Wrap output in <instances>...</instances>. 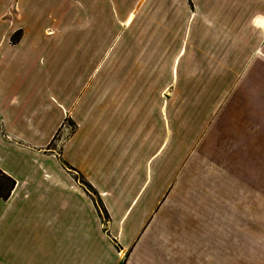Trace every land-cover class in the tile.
Returning <instances> with one entry per match:
<instances>
[{
  "label": "crops",
  "instance_id": "1",
  "mask_svg": "<svg viewBox=\"0 0 264 264\" xmlns=\"http://www.w3.org/2000/svg\"><path fill=\"white\" fill-rule=\"evenodd\" d=\"M234 4L140 0L121 22L112 54L97 62L93 81L67 105L57 102L79 131L55 159L48 149L60 123L45 132L40 126L47 121L46 108L32 113L28 108L38 80L30 63L33 40L23 25L30 10L22 0H0V171L14 181L9 196L0 197V264H247V217L252 215L247 197L233 203L231 177L241 174L242 191L248 187L242 175H256L255 217H262L264 0H239V20L227 14ZM154 8L178 12L160 26L163 33L155 41L177 44L179 53L161 66L166 73L143 84L152 57L145 52L146 34L152 28L134 22L137 14H152ZM205 8L210 16L204 20ZM198 14L201 21L188 28ZM120 79L133 85L119 86ZM126 88L146 95L134 116L149 130L140 152L143 181L133 192L120 187L119 175L126 171L116 162L103 164L98 157L103 168H85L68 154L71 147L79 150L76 139L89 119L85 95L94 93L97 109H105L106 99L100 102L99 95ZM114 129L103 142L117 150L113 142L121 128ZM29 136L41 142L34 144ZM122 142L129 150V142ZM183 145L190 148L166 179L167 163ZM112 151L101 157L112 158ZM233 217H239V233Z\"/></svg>",
  "mask_w": 264,
  "mask_h": 264
},
{
  "label": "rangeland",
  "instance_id": "2",
  "mask_svg": "<svg viewBox=\"0 0 264 264\" xmlns=\"http://www.w3.org/2000/svg\"><path fill=\"white\" fill-rule=\"evenodd\" d=\"M140 0H22V4L30 10L27 22H23L27 30V37L33 40V48L30 49L31 62L34 63V75L38 77L35 87L37 91L33 95L32 104L28 107L32 113L34 111H42L46 108L48 114L45 124L40 126L45 132L50 131L51 126L59 122V127L55 130V134L49 145L50 156L58 159L64 145L69 141L73 133L79 128L75 122H71L68 116L59 112L57 102L67 105L75 98L79 97L82 89L87 81H93L94 68L100 58L107 52L112 54V41L114 36L120 29V24L128 13L137 7ZM209 1V0H204ZM235 1L236 6L227 10V14L231 18L240 19L239 0ZM220 2V1H218ZM214 3L211 2L210 6ZM203 19H207V9L202 11ZM178 12L166 9L152 10V14H137L134 24L139 22L146 23L148 28L146 38L150 39V46L147 44L145 52L151 54L150 63L146 64L147 72L144 84L148 80H156L166 70L161 66L169 65L170 60L179 53V46L175 45H158L155 37H158L163 24H169L170 19L174 18ZM186 20L188 14H181ZM201 14L189 20L188 28L197 26L201 21ZM193 21V22H192ZM192 22V23H191ZM52 30V34L48 31ZM179 34V31H178ZM110 48V50H109ZM21 53H27V49H23ZM118 54V49L115 50ZM92 76V77H91ZM110 81V80H109ZM132 82V80H129ZM120 79L119 86L133 85ZM13 82V81H12ZM12 84V83H11ZM95 85V83H93ZM137 85V84H136ZM138 86V85H137ZM110 92H103L99 97L100 102L105 100V109H97L95 104L94 93L88 92L85 95L84 103H88L89 119L85 123L82 132L79 133V139H76V145L79 150L75 151L70 148L68 154L74 155V163L84 166L85 168L94 167L96 169L103 168V164H112L122 167L126 174L119 175V185L123 189L133 192L134 188H138L143 181V171L145 159L141 157V150L144 151V145L148 137L149 130L141 117L134 116V108L141 99L145 98V94L128 93L127 88L121 93L114 95ZM121 98V99H120ZM100 110V112H99ZM44 111V110H43ZM151 122L157 120L152 119ZM64 124V127H63ZM119 124L121 133L118 138H114L113 145L118 144L119 149L114 150L110 147L105 148L106 144L103 140L112 137L115 133L114 126ZM62 127V128H61ZM68 134L64 136V133ZM65 131V132H64ZM79 129L75 132L77 133ZM120 137V138H119ZM34 144L40 143V139L28 137ZM116 140V141H115ZM129 142V150L124 148L123 142ZM83 142L85 152H82L80 143ZM190 147L183 145L182 149L176 150L173 163L170 165L168 161V173L166 179L174 165L183 159L182 155ZM112 151V158H103L101 155L105 150ZM147 156V155H146ZM85 157V161L83 160ZM101 160L100 161L98 160ZM63 163L69 164L67 158L62 159ZM64 163V164H65ZM254 164V163H253ZM136 169L135 174H131L132 169ZM240 168L236 167L238 172ZM106 170V167H105ZM105 173H108L105 172ZM104 173V174H105ZM241 174H233L232 180V201L239 197H247L249 205L247 210L250 211L251 217H247V264H264V207L262 217H255L257 197L255 174H243L247 177L243 184L248 183L247 189H239V181ZM264 177V175H263ZM103 180H106L103 177ZM111 180V179H110ZM241 191V193H240ZM259 196V195H258ZM259 198V197H258ZM264 201V200H263ZM233 214H239V210H233ZM239 217H233V230L239 233ZM242 231V235H243ZM243 245V243H242Z\"/></svg>",
  "mask_w": 264,
  "mask_h": 264
},
{
  "label": "trees",
  "instance_id": "3",
  "mask_svg": "<svg viewBox=\"0 0 264 264\" xmlns=\"http://www.w3.org/2000/svg\"><path fill=\"white\" fill-rule=\"evenodd\" d=\"M14 181L0 171V197L6 199L13 189Z\"/></svg>",
  "mask_w": 264,
  "mask_h": 264
},
{
  "label": "built area",
  "instance_id": "4",
  "mask_svg": "<svg viewBox=\"0 0 264 264\" xmlns=\"http://www.w3.org/2000/svg\"><path fill=\"white\" fill-rule=\"evenodd\" d=\"M64 127V124H63ZM62 128V127H61ZM65 132V131H64ZM68 134V131L66 130V132L64 133V136H66Z\"/></svg>",
  "mask_w": 264,
  "mask_h": 264
}]
</instances>
